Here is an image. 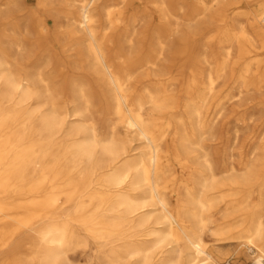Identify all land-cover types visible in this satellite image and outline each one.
I'll use <instances>...</instances> for the list:
<instances>
[{"label":"bare ground","instance_id":"6f19581e","mask_svg":"<svg viewBox=\"0 0 264 264\" xmlns=\"http://www.w3.org/2000/svg\"><path fill=\"white\" fill-rule=\"evenodd\" d=\"M192 1L159 0L161 34L143 60V0H0V264H76L88 236L95 264H218L229 251L204 240L217 200L247 222L243 255L264 264V168L220 165L203 140L223 94L264 91V0L246 25L224 27L218 53L202 35L212 5ZM211 2L220 17L230 3ZM144 64L185 96L171 140L173 122L162 123L173 105L146 87ZM95 103L117 121L100 127ZM137 139L147 150L136 152ZM172 160L185 171L179 184ZM177 185L185 195L171 198Z\"/></svg>","mask_w":264,"mask_h":264},{"label":"rangeland","instance_id":"374dc122","mask_svg":"<svg viewBox=\"0 0 264 264\" xmlns=\"http://www.w3.org/2000/svg\"><path fill=\"white\" fill-rule=\"evenodd\" d=\"M227 1L230 3L222 12L224 15L220 17L215 16L217 5L213 4L211 0H207V2L212 5L211 13L213 16L206 20L207 22H205L202 35L204 36V40L209 36L214 37L212 46L213 51L217 53L219 52L218 41L224 27L229 25L232 27L235 22H238L239 25H246L245 14L257 8L258 5L257 0H246L237 3H232L230 0ZM158 3L159 0H143V60L150 52L149 47L159 40L161 34L159 28L161 18ZM31 4L35 5V2L31 1ZM186 5V9H190L193 5V1L188 0ZM223 17L224 20H221ZM182 24L185 26L187 23L184 21ZM168 36L169 44L174 45L176 43V33L171 32ZM152 67L153 66L144 64L143 76H148L152 71ZM255 68H257L256 65ZM251 76L253 75L251 74ZM147 79L148 82L146 83V87L154 91L156 98L159 100L164 99L169 105H173V108H169L166 113L163 114L165 117L162 123V126L168 127L167 123L169 121L173 122L167 131L168 139L171 140L176 132V118L179 115L186 116L184 109L185 96L177 93L176 84L172 78L168 76L159 78L150 74ZM223 97L226 101L224 111L217 119L216 123L210 127L211 130L208 129L207 133L203 135L206 147L211 152L215 161L220 165L225 161H235L238 163V168L242 171L247 170L250 166L264 168V91L252 90L240 98H231L229 94H223ZM218 99L219 97L217 95H211V97H209L212 106L204 112V118H209V116L213 115H210V111L213 113L215 102ZM99 107V103H95V105L92 106L95 114L94 116L99 122L100 127L105 124L108 118L117 121L116 117L107 116L99 112ZM153 110L151 105H147L144 109L145 116L147 118L151 117L154 114ZM118 130L120 134L124 136L127 135L126 127L123 124L118 125ZM187 131L192 132V129L188 128ZM132 145L139 148L136 152L139 150H147L144 140L137 139ZM172 169L176 182L179 184L184 178L185 171L181 164L175 160H172ZM176 190H181V193L176 192L173 196L170 195L171 198L178 197V195H185L183 191L184 186L177 185ZM240 196H245V192H241L238 197ZM232 198H228L227 201H231ZM228 207H230L229 204L227 205L224 200H217L213 204L209 211V221L204 231V240L211 246H222L224 250L229 251L230 254L219 259L218 264H222L227 259H232L235 264H252L251 260L243 255V251L238 247L236 240L243 228L247 226V222H245L241 214L237 216H228L230 213ZM73 212V208L68 210V213L71 215ZM44 223L45 219H36L33 228L35 230L39 229ZM74 225L77 226L78 224L75 223ZM77 227L80 226L78 225ZM79 229L83 231L81 227ZM84 234L83 231V235ZM226 237L229 239L225 240L224 238ZM85 239L87 241L86 244L79 246L76 250L71 252L73 261L76 264H95L99 260L97 244L92 237L88 236L85 237ZM171 248L172 245H168L165 249L170 250ZM170 252V255L174 256L176 254L174 251Z\"/></svg>","mask_w":264,"mask_h":264},{"label":"built area","instance_id":"2783aa9c","mask_svg":"<svg viewBox=\"0 0 264 264\" xmlns=\"http://www.w3.org/2000/svg\"><path fill=\"white\" fill-rule=\"evenodd\" d=\"M222 264H235V262L232 259H227Z\"/></svg>","mask_w":264,"mask_h":264}]
</instances>
